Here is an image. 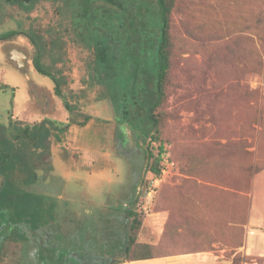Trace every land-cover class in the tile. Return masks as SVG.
Listing matches in <instances>:
<instances>
[{
  "label": "rangeland",
  "instance_id": "rangeland-1",
  "mask_svg": "<svg viewBox=\"0 0 264 264\" xmlns=\"http://www.w3.org/2000/svg\"><path fill=\"white\" fill-rule=\"evenodd\" d=\"M140 1L138 40L123 39L115 75L99 82L93 50L65 30L55 3L39 0L27 13L13 5L18 0H0V33L21 28L31 38L16 34L3 42L8 53L12 42L29 51L25 73L0 50V151L11 156L0 187L15 181L26 186L25 180L53 173L67 180L64 199L70 198L66 189L100 195L98 183L115 176L109 99L122 114V103H140L156 75L151 43L159 10ZM169 31L171 67L158 110L160 131L146 140L161 154L162 174L145 176L136 241L150 244L155 256L224 249L229 264L234 258L264 264L244 253L253 192L254 218L264 221V0H174ZM20 196L27 199L12 189L4 200L11 212ZM28 197L34 203L24 204L25 212L13 221L31 228L51 219L66 229L67 212L79 207L51 196ZM16 258L17 251L0 264Z\"/></svg>",
  "mask_w": 264,
  "mask_h": 264
},
{
  "label": "flooded vegetation",
  "instance_id": "flooded-vegetation-1",
  "mask_svg": "<svg viewBox=\"0 0 264 264\" xmlns=\"http://www.w3.org/2000/svg\"><path fill=\"white\" fill-rule=\"evenodd\" d=\"M18 1L12 4L30 13V0ZM48 1L57 5L61 25L65 26V30L73 31L77 36L76 41L94 51L95 39L91 31H98V39H104L105 45L110 48L113 42L111 31H115L111 22L112 10L117 11L119 7L124 12L127 0ZM6 2L10 4L11 0ZM27 31L20 28L0 33L1 52L22 73H25L22 68L31 63L29 51L24 45L12 42L13 47L8 53L3 48V42H9L16 34L31 39ZM64 104L70 109L66 101ZM111 106L112 152L118 172L111 179L98 183L101 187L100 195L94 192L90 195L80 192L75 194L73 189L72 192L66 189L70 198L62 199L60 193L67 180L62 177L55 179L53 173L45 174L40 179L35 176V181L26 186L20 184L29 194L51 196L56 201L67 204L78 202L79 207L76 211L67 212L69 222L66 223V229L56 225V221L51 219L37 223L33 228L27 226L26 222H0V259H8L10 253L17 251L14 264H119L123 261L127 254V231L137 216V199L145 183L148 159L145 157L141 138L128 126L126 117L119 115L114 106ZM54 189L56 192L53 195ZM55 206L51 207L54 217L58 211Z\"/></svg>",
  "mask_w": 264,
  "mask_h": 264
},
{
  "label": "trees",
  "instance_id": "trees-1",
  "mask_svg": "<svg viewBox=\"0 0 264 264\" xmlns=\"http://www.w3.org/2000/svg\"><path fill=\"white\" fill-rule=\"evenodd\" d=\"M7 1V0H6ZM39 0L30 3V7L34 6ZM151 5L155 6L159 10L160 26L156 37L152 40V47L155 50V67L156 75L154 76V83L148 81L147 91L143 95L141 102L134 101L132 104L125 100L121 106H123L122 114L128 121L130 126L139 138H141L144 148L145 157L148 159L147 171L154 173L156 176L162 174L161 167V154L155 155L154 151L146 144L147 139H152L158 136L160 131L161 118L159 108L162 106L166 98L165 85L168 80V74L171 67V37H170V13L172 10L174 0H148ZM140 0H127L125 4L124 12L118 7L117 11L112 10L111 22L112 28L115 31H111L112 45L109 48L105 45L104 39L99 40L98 31H91L93 38L95 39L94 49V66H95V78L99 82H104L110 76L115 75V69L117 62L120 61V52L123 45V39L128 38L131 41L138 40V32L141 25L138 24L140 15H143V6ZM136 28V29H135ZM259 28L258 26L256 27ZM151 39V38H150ZM147 55V54H146ZM97 68V70H96ZM38 69L42 71V68L38 65ZM47 74H50L47 72ZM153 80V79H152ZM60 81L58 82L56 94L60 92ZM59 95V94H58ZM60 95H62L60 93ZM114 106L115 99H109ZM68 106V104H67ZM70 108V107H69ZM115 108V106H114ZM116 109V108H115ZM136 112V113H134ZM122 116V115H121ZM90 119L89 116L86 120ZM84 125V123H81ZM42 124L39 123L34 130L41 128ZM66 126V129H68ZM10 153L4 150L0 151V174H7L9 171ZM35 179V177H34ZM15 181V180H13ZM26 184L32 183L35 180H25ZM16 185L4 184L0 187V200L2 206L0 207V222L4 220L12 221L14 218H19L26 210L24 204H33L34 201L29 199L31 194L27 193L20 187V183L17 181ZM20 189L27 199H23L22 196L17 200V204L13 206L14 211L11 212V206L6 205V200L9 192L13 189ZM16 222V221H15ZM18 222V221H17ZM19 223V222H18ZM37 225V224H36ZM141 227V220L136 216L133 222L129 225L127 231V254L123 261L130 262L135 260L149 259L158 257L153 255L152 246L150 244H139L136 241L137 233ZM233 264H238L236 258L233 259Z\"/></svg>",
  "mask_w": 264,
  "mask_h": 264
},
{
  "label": "crops",
  "instance_id": "crops-1",
  "mask_svg": "<svg viewBox=\"0 0 264 264\" xmlns=\"http://www.w3.org/2000/svg\"><path fill=\"white\" fill-rule=\"evenodd\" d=\"M263 173V172H262ZM252 204L249 211L248 226L244 253L246 255H252L261 257L264 263V221L261 220V216L254 218V203L257 198L255 192L251 193ZM254 219L256 225H252L251 221ZM124 264H229L224 249L199 251V252H187L176 255L158 256L149 259L135 260L130 262H124Z\"/></svg>",
  "mask_w": 264,
  "mask_h": 264
}]
</instances>
